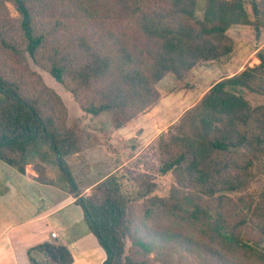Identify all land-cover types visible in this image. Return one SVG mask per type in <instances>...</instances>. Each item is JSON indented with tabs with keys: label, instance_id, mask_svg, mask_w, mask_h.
Masks as SVG:
<instances>
[{
	"label": "trees",
	"instance_id": "trees-1",
	"mask_svg": "<svg viewBox=\"0 0 264 264\" xmlns=\"http://www.w3.org/2000/svg\"><path fill=\"white\" fill-rule=\"evenodd\" d=\"M234 26L264 31V0H0V162L55 185L56 167L102 264H264V46L253 66L211 85L127 167L80 189L68 160L101 144L69 126L47 72L93 118L126 127L161 99L157 84L230 57ZM30 156L35 157L31 161ZM136 156V155H135ZM139 157V155L137 156ZM171 176L166 196L158 178ZM30 264H72L58 241Z\"/></svg>",
	"mask_w": 264,
	"mask_h": 264
},
{
	"label": "crops",
	"instance_id": "crops-1",
	"mask_svg": "<svg viewBox=\"0 0 264 264\" xmlns=\"http://www.w3.org/2000/svg\"><path fill=\"white\" fill-rule=\"evenodd\" d=\"M160 94L161 99L155 107L126 127L110 131L112 139L118 138V145L126 146L124 150L127 148L125 141L134 139L130 141L129 149L136 155L143 140H153L160 134L159 130L164 123H152L156 117V107L167 97ZM144 121L148 125L143 124ZM149 123L152 124L151 128L154 126L153 132L149 131ZM139 125H144L143 131L135 135L134 130H140ZM114 132L128 135L125 137L118 134L115 137ZM112 139L108 145L113 148ZM116 158H119V166L113 172L126 165L120 162L122 153H117ZM89 170L94 173L92 167ZM36 176L32 167L27 168L25 174H20L0 162V264H30L28 251L50 241H58L69 249L73 256L72 264H102L106 254L86 226L83 212L75 203L76 199L65 186L57 182L55 185L40 184L35 180ZM52 233H56L57 238H52Z\"/></svg>",
	"mask_w": 264,
	"mask_h": 264
},
{
	"label": "rangeland",
	"instance_id": "rangeland-1",
	"mask_svg": "<svg viewBox=\"0 0 264 264\" xmlns=\"http://www.w3.org/2000/svg\"><path fill=\"white\" fill-rule=\"evenodd\" d=\"M228 35L234 41V50L230 57L213 63L200 64L181 81H178L172 74H169L164 80L162 79L157 84L156 87L158 91L163 95H167V97H165L156 107V117L152 122L164 123L161 125L159 130L161 131L160 133L165 132L169 125L176 121L180 115L185 112L184 110H187V107H192L197 104L212 84L222 78L229 77L241 71L246 66H253L258 63L255 54L264 46V31L261 33L260 37L257 38L251 27L234 26L228 31ZM30 67L33 71H36L43 78L44 83L53 89L63 100L68 111V125H76L92 133H97L100 137L101 144L99 146L89 148L80 155L74 156L68 160L76 183L82 190H84V192L87 190L86 193L90 194L91 187L89 186L92 183L98 182L99 179L113 172L115 168L119 166H117L119 162V158H116L117 153H122V158H120L121 164L126 163V165L121 168L127 167L128 169H137L139 171L146 168L145 165H141V155L159 134L154 139L152 138L153 140H143V143L139 145V150L135 156V154L129 149L130 141H133L134 139L129 142L125 141L127 144L125 150L124 148L126 146H124V144H117V141L119 142L118 138L112 139L109 133L110 131H114V129L107 115L93 118L92 116L84 114L76 103L74 97L58 84L47 72L38 68L31 61ZM247 98L253 104H264V97L247 94ZM143 124L148 125L145 121ZM149 126L151 128L152 124L149 123ZM139 128L140 130L138 131L134 130L135 135L139 131H143L142 129L144 128V125H139ZM153 128L149 131L153 132ZM118 134L125 137L128 135L124 132H114L115 137H118ZM111 139L113 141V148L108 145L109 140ZM138 155L139 157H137ZM30 159L31 161L36 160L34 156H30ZM90 167L93 168L94 173H90ZM48 175L55 179L59 185L68 188L67 183L58 168H48ZM157 182L159 187L156 195L166 196L174 183V179L171 176L160 177Z\"/></svg>",
	"mask_w": 264,
	"mask_h": 264
},
{
	"label": "built area",
	"instance_id": "built-area-1",
	"mask_svg": "<svg viewBox=\"0 0 264 264\" xmlns=\"http://www.w3.org/2000/svg\"><path fill=\"white\" fill-rule=\"evenodd\" d=\"M52 238H57V234L56 233H52Z\"/></svg>",
	"mask_w": 264,
	"mask_h": 264
}]
</instances>
